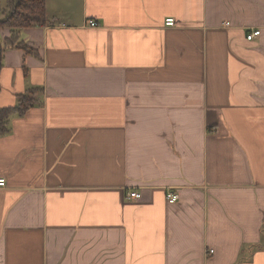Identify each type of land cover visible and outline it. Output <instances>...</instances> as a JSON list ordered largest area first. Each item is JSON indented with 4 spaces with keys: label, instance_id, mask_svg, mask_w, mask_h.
<instances>
[{
    "label": "crops",
    "instance_id": "1",
    "mask_svg": "<svg viewBox=\"0 0 264 264\" xmlns=\"http://www.w3.org/2000/svg\"><path fill=\"white\" fill-rule=\"evenodd\" d=\"M47 12L2 56L0 107L43 92L0 135V264H264V0Z\"/></svg>",
    "mask_w": 264,
    "mask_h": 264
},
{
    "label": "trees",
    "instance_id": "2",
    "mask_svg": "<svg viewBox=\"0 0 264 264\" xmlns=\"http://www.w3.org/2000/svg\"><path fill=\"white\" fill-rule=\"evenodd\" d=\"M1 6V1H0ZM5 17L0 19V31L8 29L7 35L0 33L1 65L6 49H22L28 54L37 53L22 38L23 30L37 26H47L52 19L47 12V0H7ZM43 87L34 86L24 93L17 94L14 106L0 107V135L10 131V119L13 115H24L30 108L40 103Z\"/></svg>",
    "mask_w": 264,
    "mask_h": 264
},
{
    "label": "built area",
    "instance_id": "3",
    "mask_svg": "<svg viewBox=\"0 0 264 264\" xmlns=\"http://www.w3.org/2000/svg\"><path fill=\"white\" fill-rule=\"evenodd\" d=\"M177 23L176 19L174 17H169L165 20V25L167 26H175ZM91 26H97V22L93 21L90 23ZM261 35L260 29H253L250 33H248L247 38L248 40H254L256 37ZM7 184L6 178H0V187H4ZM141 193L137 190L131 191L127 194L128 199H140ZM166 198L168 202H175L179 200V194L176 192H173L171 190L167 191Z\"/></svg>",
    "mask_w": 264,
    "mask_h": 264
},
{
    "label": "rangeland",
    "instance_id": "4",
    "mask_svg": "<svg viewBox=\"0 0 264 264\" xmlns=\"http://www.w3.org/2000/svg\"><path fill=\"white\" fill-rule=\"evenodd\" d=\"M1 1V5H2V8H6V5H7V0H0ZM0 16H2L1 19H3L5 17V14L3 12L2 9H0ZM6 29V28H5ZM24 93V92H23ZM21 94V93H20Z\"/></svg>",
    "mask_w": 264,
    "mask_h": 264
},
{
    "label": "water",
    "instance_id": "5",
    "mask_svg": "<svg viewBox=\"0 0 264 264\" xmlns=\"http://www.w3.org/2000/svg\"><path fill=\"white\" fill-rule=\"evenodd\" d=\"M0 69H1V50H0Z\"/></svg>",
    "mask_w": 264,
    "mask_h": 264
}]
</instances>
